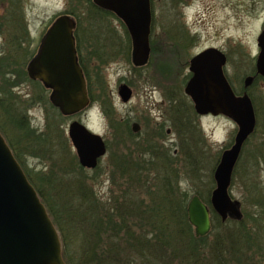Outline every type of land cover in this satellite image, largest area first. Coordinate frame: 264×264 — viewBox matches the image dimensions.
I'll use <instances>...</instances> for the list:
<instances>
[{"label":"rangeland","instance_id":"obj_1","mask_svg":"<svg viewBox=\"0 0 264 264\" xmlns=\"http://www.w3.org/2000/svg\"><path fill=\"white\" fill-rule=\"evenodd\" d=\"M71 10L80 22V31L77 29L76 34L86 35L82 38V50L85 65L94 76L93 82L103 81L108 87L112 117L106 113L103 101L98 99L91 100L81 113L58 123L67 137L70 122L80 120L93 132L111 140L112 146L108 144L99 170L84 167L90 176L97 174L92 186L104 197L109 195L111 187L108 165L111 164L110 154L116 147L111 118L124 126L129 123L130 127L132 122H140V133L144 135L158 122L167 120L169 100L166 95L180 99L183 106L190 108L192 101L184 92L183 84V78L189 74V61L193 55L212 46L227 54L225 72L236 86H242L244 78L253 74L259 53L257 37L264 27V0H153L151 54L147 64L135 70L130 60L132 49L124 23L116 16L94 10L90 0H20L17 6L13 0H0V62L4 56L8 57L5 59L6 67L0 70V86L10 84L17 100L22 102L21 107L25 106L23 100H31L41 94V102L33 103L27 111L29 121L38 131L45 130L48 114L53 115L45 103L46 99L50 100L51 91L44 88L42 94L40 85L33 83L28 74L26 77V65L21 62L27 53L26 60L34 53L40 34L49 23ZM74 18L77 20L76 16ZM17 36L21 39V47L12 51L11 39H17ZM108 54L113 56L105 63L98 61L97 55ZM122 83H128L133 89L132 99L126 103L118 94ZM175 86H182V90H175ZM248 92L253 95L260 113L256 130L245 143L234 169L229 192L233 199L240 201L243 216L247 214L249 226L255 233L251 245L246 246V258L242 264H264V81L254 82ZM196 116L206 142V152L199 171L194 175L190 173L188 178L182 177V186L191 197L197 189L205 195L208 190H213L211 168L214 165L216 168L217 159L233 142L237 132L236 122L225 115H199L196 112ZM5 118L0 114V122L7 124L6 132L11 138L15 131ZM166 129L171 130L169 123ZM163 142L177 152L175 132H167ZM71 149L76 153L72 143ZM25 158L36 178V173L51 169L57 180L64 183L74 181L76 174L81 175L78 168H67V157H63L64 167L59 166L58 158H40L30 154ZM67 160L68 164L65 163Z\"/></svg>","mask_w":264,"mask_h":264},{"label":"trees","instance_id":"obj_2","mask_svg":"<svg viewBox=\"0 0 264 264\" xmlns=\"http://www.w3.org/2000/svg\"><path fill=\"white\" fill-rule=\"evenodd\" d=\"M90 3L94 10L116 16L93 0ZM64 13L76 16L80 31L77 14L73 10ZM125 29L132 49L131 36ZM84 37L86 35L77 33L79 59L91 100L103 101L106 113L111 116L112 103L107 85L103 81L94 83V76L85 65ZM20 43L11 39L12 51H18ZM27 56L21 62L24 66ZM112 56L97 55V58L105 63ZM7 58H2V68L6 67ZM130 60L136 70L138 66L133 63L132 51ZM24 73L27 77L26 71ZM190 76V73L185 75L183 84ZM229 80L238 94L246 90L244 85L236 86L231 77ZM31 81L40 85L42 94L44 88L47 90L39 81ZM182 86H175V90L181 91ZM166 97L169 100L167 120L146 130L144 135L134 133L129 123L124 126L111 118L116 147L110 154L111 164L108 165L111 187L109 195L104 197L92 186L97 174L90 176L88 170L80 165L77 154L71 149L70 139L58 123L68 116H63L46 99L45 103L53 115L48 114L45 130L38 131L29 121L27 111L33 103L41 102V94L31 100H23L25 106L21 107L22 102L17 100L10 84L0 86V114L6 116L15 136L8 137L6 123L0 122V130L60 232L66 264H242L245 260L246 246L251 245L255 235L246 213L240 219L229 217L223 222L212 208V190L205 195L197 189V194L211 209L213 228L208 235L197 237L189 222L187 207L191 194L183 188L181 180L182 177L188 178L190 173L194 175L202 167L199 165L205 160L206 142L196 122L193 103L190 102V109L183 106L180 99L169 94ZM251 97L254 102L253 95ZM255 108L258 117L260 112L256 105ZM167 123L177 134V152L163 142L168 132ZM106 141L111 143L110 139ZM28 154L58 158L60 167H64L63 157H67V168H78L81 175L76 174L74 181L64 183L57 180L51 169L50 172L36 173V178L27 166L25 155ZM65 163L68 164V160ZM100 167L99 164L94 171ZM214 168L215 165L211 168L212 189L215 187Z\"/></svg>","mask_w":264,"mask_h":264},{"label":"water","instance_id":"obj_3","mask_svg":"<svg viewBox=\"0 0 264 264\" xmlns=\"http://www.w3.org/2000/svg\"><path fill=\"white\" fill-rule=\"evenodd\" d=\"M94 2L114 12L125 23L133 41L135 65L146 64L151 54L152 1ZM75 28L73 17L68 14L58 16L49 27L38 54L27 66L31 79H39L52 90L50 100L65 116L76 115L91 103L87 80L78 61ZM257 44L260 47L257 72L244 78L245 88L254 83L256 75L264 76V29L257 38ZM227 61L226 53L214 46L193 55L189 61L192 75L184 87L199 115H225L238 126L232 145L223 150L214 170L216 185L211 193V205L222 221H226L228 216L236 219L243 216L240 201L232 198L229 188L242 149L257 126L253 100L247 90L242 94L236 93L225 72ZM118 94L126 103L132 99L133 89L122 83ZM140 129L139 122L132 124L133 132ZM68 137L83 167L96 168L107 154L108 145L104 137L80 120L70 122ZM187 211L196 236L208 235L212 230L211 209L197 193L190 198ZM0 264H66L59 230L1 131Z\"/></svg>","mask_w":264,"mask_h":264},{"label":"flooded vegetation","instance_id":"obj_4","mask_svg":"<svg viewBox=\"0 0 264 264\" xmlns=\"http://www.w3.org/2000/svg\"><path fill=\"white\" fill-rule=\"evenodd\" d=\"M13 2L15 3V5L17 6V5H19V3H20V0H13ZM152 4H153V0H152ZM52 24V22H50L49 23V25L44 29V31L40 34V38H39V45L37 46V48H36V50L34 51V53L30 56V58L28 59V61H27V64H26V71H27V66H28V64H29V62H30V60L35 56V55H37L38 54V52H39V50H40V47H41V44H42V41H43V39H44V37H45V35H46V33H47V31H48V29H49V27H50V25ZM77 29H78V25L76 24V29H75V31H74V34H75V41H76V46H77V54H78V38H77V34H76V32H77ZM264 29V27L262 28V30ZM261 30V31H262ZM17 39H18V41H21V39L17 36ZM259 52H260V48H259ZM259 54V53H258ZM78 61H79V63H80V65L82 66V64H81V62H80V59H79V54H78ZM83 67V66H82ZM84 69V68H83ZM257 72V68H256V63H255V67H254V70H253V74H255ZM36 81H39L43 86H44V84L42 83V81H40L39 79H35ZM259 80H263L264 81V77H259ZM131 86V85H130ZM48 90V89H47ZM133 123V122H132ZM140 123V122H139ZM161 122H158V124H160ZM141 124V123H140ZM131 126H132V124H131ZM131 129H132V127H131ZM142 131V125H141V129H140V131L139 132H137V133H139L140 134V132ZM159 140H160V142H161V144H162V137L161 138H159Z\"/></svg>","mask_w":264,"mask_h":264}]
</instances>
